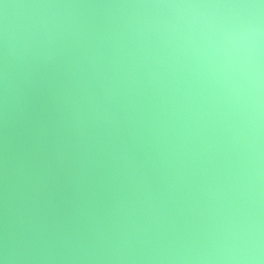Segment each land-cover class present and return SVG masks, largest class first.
Here are the masks:
<instances>
[{"label":"clouds","instance_id":"9594fccd","mask_svg":"<svg viewBox=\"0 0 264 264\" xmlns=\"http://www.w3.org/2000/svg\"><path fill=\"white\" fill-rule=\"evenodd\" d=\"M0 264H264V0H0Z\"/></svg>","mask_w":264,"mask_h":264}]
</instances>
